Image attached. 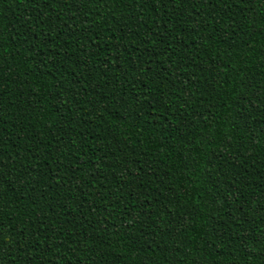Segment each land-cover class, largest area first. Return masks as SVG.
I'll return each mask as SVG.
<instances>
[{
    "label": "trees",
    "instance_id": "16d2710c",
    "mask_svg": "<svg viewBox=\"0 0 264 264\" xmlns=\"http://www.w3.org/2000/svg\"><path fill=\"white\" fill-rule=\"evenodd\" d=\"M0 264H264V0H0Z\"/></svg>",
    "mask_w": 264,
    "mask_h": 264
}]
</instances>
